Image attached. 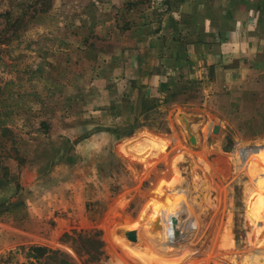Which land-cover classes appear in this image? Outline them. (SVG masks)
Instances as JSON below:
<instances>
[{"label": "rangeland", "instance_id": "obj_1", "mask_svg": "<svg viewBox=\"0 0 264 264\" xmlns=\"http://www.w3.org/2000/svg\"><path fill=\"white\" fill-rule=\"evenodd\" d=\"M199 1L0 0V264H264V89L152 80Z\"/></svg>", "mask_w": 264, "mask_h": 264}, {"label": "crops", "instance_id": "obj_2", "mask_svg": "<svg viewBox=\"0 0 264 264\" xmlns=\"http://www.w3.org/2000/svg\"><path fill=\"white\" fill-rule=\"evenodd\" d=\"M199 2L162 58L161 75L152 77L156 90L200 82L217 102L230 97L228 89H264V0H219L210 8L209 0Z\"/></svg>", "mask_w": 264, "mask_h": 264}, {"label": "trees", "instance_id": "obj_3", "mask_svg": "<svg viewBox=\"0 0 264 264\" xmlns=\"http://www.w3.org/2000/svg\"><path fill=\"white\" fill-rule=\"evenodd\" d=\"M148 102V97L141 99V113L145 112L149 107ZM99 235L100 232H96L92 236H86L78 234L75 231H66L62 233L59 240L69 243L82 256L83 264H99L102 255L105 258L111 255L107 246L103 245V240L97 238ZM26 257L28 259L26 264H73L61 252L48 250L42 246H29L26 249Z\"/></svg>", "mask_w": 264, "mask_h": 264}, {"label": "water", "instance_id": "obj_4", "mask_svg": "<svg viewBox=\"0 0 264 264\" xmlns=\"http://www.w3.org/2000/svg\"><path fill=\"white\" fill-rule=\"evenodd\" d=\"M179 120L182 122V128L188 142L192 146H196L197 144L196 136L190 129L189 119L185 115L181 114L179 115Z\"/></svg>", "mask_w": 264, "mask_h": 264}]
</instances>
